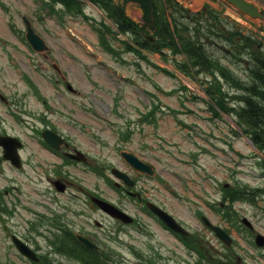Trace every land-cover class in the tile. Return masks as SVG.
I'll use <instances>...</instances> for the list:
<instances>
[{"label":"rangeland","instance_id":"374dc122","mask_svg":"<svg viewBox=\"0 0 264 264\" xmlns=\"http://www.w3.org/2000/svg\"><path fill=\"white\" fill-rule=\"evenodd\" d=\"M255 1L264 9L262 0ZM117 2L123 3V9L130 18L142 25L147 24L142 18V11L137 2L128 0H117ZM177 2L189 8L190 12L203 16L209 15L207 12L209 10H203L204 14L201 10L204 4L209 3L214 10L221 13L226 24L236 23L238 27H242L244 33H253L264 42V21L247 19L222 0H177ZM167 11L169 12L168 9ZM86 13L85 18L76 17L70 20L65 9L51 0H0V93L13 98L18 105H13L12 115L0 99V131L17 133L26 125H42L38 117L43 118L46 115L58 128L72 137L79 138V141L75 142L83 149L88 151L92 149L90 151L93 154H100L101 159L107 157L108 160H115L116 164L121 165L114 158L116 156L119 159L115 146V142L120 137L119 127L135 122L131 126L143 127L145 130L139 133V129L131 134L127 149L145 159L159 158L158 167H162L160 169L166 173L168 170L169 173L177 176H182L183 173L190 176L193 173L199 179L196 181L201 189L187 182L190 185L186 184V194L182 192L183 195L176 190L174 183L170 185L177 193H174L175 195L172 193L168 195L160 187L156 188L167 195L170 209L183 216L181 217L183 222L190 229L196 230L202 226L199 218L201 213H205L215 221H217L215 218H221L219 212L218 215L214 214L213 204L223 198L225 183L237 186L239 192L243 189L250 191V200L247 194L239 192L235 199L234 210L237 220L233 224L236 233L235 247L246 264H264V248L254 246L252 231L247 230L248 228L245 230L246 227L240 223L243 217H247L254 226L253 231L264 234V166L260 159L262 154L234 128L235 119L233 121L227 114L220 117L211 115V106L204 90L206 86L204 78L209 77L208 73L203 72L197 78L186 77L175 70L171 60L167 64L164 63L160 54L148 53L149 60H147L140 53L134 55L128 52V47L122 42L124 39L114 37L111 33H109L110 43L115 49L109 51L107 45L100 41V37L98 38L94 27L96 19L104 18L103 14L94 5L88 3ZM23 15L32 21L35 31L49 46L46 52L48 59L32 53L28 48L24 37L26 26L22 19ZM178 18L181 23L187 21L183 16ZM189 20L192 22L191 18ZM142 32L154 35L149 29H144ZM70 33L82 36L105 61L117 67L127 79L134 78L135 83L112 76L110 71L96 63L95 59L75 42ZM220 52L217 51L219 54L213 56L219 60V66L215 67L219 80L214 82L219 83L221 89L226 92L230 90V86L235 87L237 83L248 78L250 70L245 62L232 64L227 58L223 59ZM51 62L59 64L67 83L73 86L75 92L68 90L63 82L56 80L60 77L51 67ZM162 67L173 70L177 76H171ZM248 81H251V78ZM238 90L236 94L240 99ZM231 94L227 93V99L233 103L237 97H232ZM93 97H96V101L92 100ZM151 100V104L160 107L157 110H162L158 112L159 122L156 126L147 124L141 126L138 124L139 112L150 108ZM171 108L191 111L189 113L195 112V115L197 112L204 113L205 118H198L200 123L194 128L199 132V138L191 133L190 137L194 142L199 140L200 143H205V148L209 152L215 151L213 154L205 153L203 159L205 171L182 162L179 157H184L185 154L178 152L174 146V151L171 152L169 141H182L185 143L184 146L192 147L187 143L191 141L185 133L187 129L179 130L178 127L182 124L175 120L184 119L173 118L167 114ZM180 116L183 117L182 114ZM19 118L21 122L18 121ZM24 120L28 122L24 123ZM24 130L25 132L21 134L27 139L25 155L34 153L39 159L40 150L35 144V138L26 128ZM39 168L35 161L26 162L24 168L16 169L3 160L0 149V264H32L18 254L11 241L12 234H17L36 247H40L44 253H50L49 257L52 259L55 257L59 264H80L76 258L52 252L54 250L49 243V237L54 238L60 230L57 231V228H53L54 225L48 221L55 212L60 214L63 209L60 205L55 208L54 198H50L48 193L54 189L47 178L38 175ZM77 170L83 177H78L80 182L73 179L79 185L76 189L72 187L74 191L80 193L82 190H91L104 185L101 177L91 172L88 167L80 165ZM197 171L205 174V179L199 178ZM173 180L177 181L174 176ZM188 180L191 181L189 177ZM126 201L128 211L139 214L140 221L146 229L141 232L136 225H119L117 231L112 220H104L107 225L103 236L105 244L110 249L107 254L114 259L113 264L117 262L137 264L139 248L142 249L144 246L145 254L148 256L152 241L163 238L166 246L165 240L169 241L171 237L159 225L158 230L151 235L150 231L154 228L147 223H151L152 219L141 214L135 202L127 198ZM4 207L7 210H4ZM86 214L89 215L84 212L83 215L76 216L85 225ZM221 214V222L227 225L228 219L223 213ZM90 216L100 218L97 213ZM240 232H249V234L241 236ZM197 254L198 252L190 247L183 250L182 256L188 259V263L184 264H197Z\"/></svg>","mask_w":264,"mask_h":264},{"label":"trees","instance_id":"16d2710c","mask_svg":"<svg viewBox=\"0 0 264 264\" xmlns=\"http://www.w3.org/2000/svg\"><path fill=\"white\" fill-rule=\"evenodd\" d=\"M68 5L76 6V0H62ZM104 4L112 10L115 18L120 24L128 26L120 6H111V0H104ZM169 6L172 3L173 16H183L190 22H178L175 26L176 32L179 33L176 39L166 11L164 10L161 0H140L146 18L150 20L151 28L156 29L159 36L155 49L170 47L175 52L185 53L188 65L197 70L213 71L219 66L216 57L219 44L234 48L230 54L236 57H245L248 69L252 74L251 81L242 80L236 85L242 88L243 97H241V106L238 107L239 123L248 132L255 144L264 149V49L258 36L253 33H243L242 30L234 25L233 22L226 24L225 19L219 15L216 10H212L209 5H205L203 10L209 15L190 12L188 8L179 5L174 0H167ZM117 7V8H116ZM205 11H203V14ZM121 15V17H120ZM154 19V22H153ZM123 21V22H122ZM127 23H126V22ZM176 21V19H175ZM187 22V23H186ZM124 28V27H123ZM181 30L185 32L180 33ZM228 52V50H227ZM226 53V56H230ZM209 93L214 95L215 92L223 95L219 83L209 86ZM227 107V106H226Z\"/></svg>","mask_w":264,"mask_h":264},{"label":"flooded vegetation","instance_id":"af4514ba","mask_svg":"<svg viewBox=\"0 0 264 264\" xmlns=\"http://www.w3.org/2000/svg\"><path fill=\"white\" fill-rule=\"evenodd\" d=\"M38 146H39L38 148H39L40 152L45 154L46 158L50 159L51 161H56V159L54 157L58 158V157H60V155L65 157L66 156L65 154L67 153V151H69L70 147L73 150L77 149L75 147H72L71 143H69V146H61L60 150L53 149L50 146H46V145L44 146V144H38ZM34 155L36 156V154H34ZM39 155H40V153H39ZM40 156H39L40 162L43 163L44 165H46V161L43 158H41ZM60 160H61V157H60ZM116 160L119 161L121 164L120 166H116L122 170L120 172V174L124 171L133 180V186H129V185H127V183H125V181L119 179L113 173V168H115V166L111 165L109 168H107L108 170L110 169V172L107 173L108 178L112 179V182L117 187L118 192L123 193V195H125V194L131 195V196L133 195V197H134L133 199L136 202H138L139 204H142L144 202L148 203L150 201V202H153V203L159 205L163 209H166V210L171 212V210H170L171 206L168 202L167 195L159 192L158 189H156L157 187H160L161 189H163L165 191V193L167 192L168 195L171 194L170 184L167 181V180L171 181L170 174H168V173H166V171L160 170L156 167L157 162H160V160H156V158L149 159V160L144 159L153 165V169L155 170L154 175H149L145 172L138 171V170L134 169L121 156H119V159L116 157ZM55 166H56V164L53 165V173L55 174L54 176L57 179L67 183L66 179L63 178V175L58 174V171H56L54 169ZM49 170H52V168H50ZM148 183H151V184L148 186ZM147 190L150 191V193H148ZM96 193L97 194L86 192V194H87L86 200L88 201L89 204H93V202H94L93 198L95 196L110 200L109 190L100 189V190H97ZM110 201H112V200H110ZM116 203L119 207L123 208L120 205V203L115 201V204ZM250 229H252V227H250ZM231 235L235 236L233 231H232ZM217 241H218L219 251H221L223 249V247H222L223 245L221 244V242L219 240H217ZM231 253L232 252H229L230 255H231ZM225 254L226 253H224V255Z\"/></svg>","mask_w":264,"mask_h":264},{"label":"water","instance_id":"95a60500","mask_svg":"<svg viewBox=\"0 0 264 264\" xmlns=\"http://www.w3.org/2000/svg\"><path fill=\"white\" fill-rule=\"evenodd\" d=\"M229 3H231L233 6H235L237 9L242 11L243 13L249 14L252 17H258L264 20V13L259 11L258 7L255 6L252 2L248 0H226ZM28 37L31 41H34L36 39V35L33 33L32 29L29 28ZM38 48H41V46L37 45ZM12 139V138H11ZM1 140V139H0ZM5 143V141H3ZM6 156H9L8 154H5ZM131 162L134 164H138L139 161L135 158H130ZM167 220L168 218L164 216ZM170 222V219H169ZM220 236L225 238V235L221 232L218 233ZM264 237H261V240H258L259 244H263Z\"/></svg>","mask_w":264,"mask_h":264},{"label":"bare ground","instance_id":"6f19581e","mask_svg":"<svg viewBox=\"0 0 264 264\" xmlns=\"http://www.w3.org/2000/svg\"><path fill=\"white\" fill-rule=\"evenodd\" d=\"M262 7V6H261Z\"/></svg>","mask_w":264,"mask_h":264}]
</instances>
